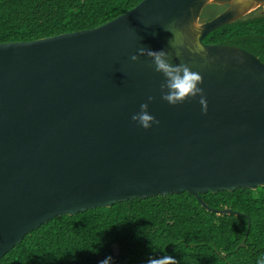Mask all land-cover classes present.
<instances>
[{
	"label": "water",
	"instance_id": "obj_1",
	"mask_svg": "<svg viewBox=\"0 0 264 264\" xmlns=\"http://www.w3.org/2000/svg\"><path fill=\"white\" fill-rule=\"evenodd\" d=\"M255 10L264 0H140L92 28L1 42L0 258L57 216L183 191L208 209L207 191L264 186V62L202 41ZM165 28L203 52L177 56ZM139 48L198 72L207 111L199 96L162 100L151 59H130ZM142 103L158 121L148 129L131 119Z\"/></svg>",
	"mask_w": 264,
	"mask_h": 264
},
{
	"label": "trees",
	"instance_id": "obj_2",
	"mask_svg": "<svg viewBox=\"0 0 264 264\" xmlns=\"http://www.w3.org/2000/svg\"><path fill=\"white\" fill-rule=\"evenodd\" d=\"M139 1L0 0V43L92 28ZM202 41L238 46L264 62V16L249 14ZM200 197L208 209L183 191L54 217L25 234L0 264H100L109 256L112 264H147L163 255L177 264H255L264 253V186Z\"/></svg>",
	"mask_w": 264,
	"mask_h": 264
},
{
	"label": "clouds",
	"instance_id": "obj_3",
	"mask_svg": "<svg viewBox=\"0 0 264 264\" xmlns=\"http://www.w3.org/2000/svg\"><path fill=\"white\" fill-rule=\"evenodd\" d=\"M173 34V39L169 41L170 47L175 50L177 56L180 55V49L188 47L190 51L202 53L203 49L199 46L190 47L186 43L185 35L178 29L165 28ZM147 56L152 61L154 71L160 73L164 80L160 85L161 99L169 105H177L185 100L199 96L198 103L201 106V111H207V101L203 96V89L199 87L202 83V77L198 72L192 71L186 64L171 63L170 54L165 50L152 51L145 48H139L137 53L132 55L130 59L135 62L139 56ZM152 97H148L150 102ZM147 103H142L139 106V111L132 115L131 119L138 123L144 129L150 128L158 121L154 116L150 115L147 111ZM100 264H112V258L106 257ZM147 264H177L174 257L163 255L159 258H149ZM255 264H264V253L260 254L255 261Z\"/></svg>",
	"mask_w": 264,
	"mask_h": 264
},
{
	"label": "flooded vegetation",
	"instance_id": "obj_4",
	"mask_svg": "<svg viewBox=\"0 0 264 264\" xmlns=\"http://www.w3.org/2000/svg\"><path fill=\"white\" fill-rule=\"evenodd\" d=\"M225 6L224 5H208L204 11H205V15L204 18L205 19H209L211 17H213L214 15H216L218 12H220ZM212 10V11H211ZM210 11V12H209ZM257 11V10H255ZM252 14V12L250 13ZM249 15V14H248ZM235 46V45H234Z\"/></svg>",
	"mask_w": 264,
	"mask_h": 264
},
{
	"label": "rangeland",
	"instance_id": "obj_5",
	"mask_svg": "<svg viewBox=\"0 0 264 264\" xmlns=\"http://www.w3.org/2000/svg\"><path fill=\"white\" fill-rule=\"evenodd\" d=\"M211 11H212V10H211ZM209 12H210V11H209ZM255 14H257V11H253L251 15H255ZM204 15H205V11H203V12L201 13L200 19H203V18H204Z\"/></svg>",
	"mask_w": 264,
	"mask_h": 264
}]
</instances>
